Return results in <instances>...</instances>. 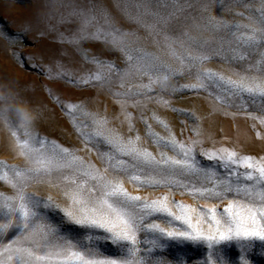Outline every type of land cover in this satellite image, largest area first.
Instances as JSON below:
<instances>
[{
  "label": "rangeland",
  "instance_id": "rangeland-1",
  "mask_svg": "<svg viewBox=\"0 0 264 264\" xmlns=\"http://www.w3.org/2000/svg\"><path fill=\"white\" fill-rule=\"evenodd\" d=\"M262 6L264 0H0V224L13 223L0 233V251L20 238L16 217L9 214V206L20 203L19 191L71 209L63 177L96 184L82 177L84 170L119 182L142 202L166 204L174 215L146 217L165 232L187 230L183 217L175 219L184 213L208 235L209 210L219 218L229 205L233 215L246 219L250 202L264 196V178L253 171L250 180L243 167H224L207 155L235 152L256 166L264 163V100L227 83L264 81L261 36L251 44L245 39L252 28L259 33ZM81 27L89 38L71 42ZM108 61L116 67L110 69ZM193 141L192 169L180 172L163 163L162 156L181 158L180 146ZM133 149L161 163L148 165L125 154ZM60 155L74 167L50 176L28 174ZM37 211V227L84 236L59 210L41 205ZM139 235L148 249H141L143 258L153 261L204 264L212 251L210 242L164 237L163 247L151 251L158 233ZM243 243L246 250L234 241L219 245L218 252L229 264H242V256L249 264H264V242ZM97 247L108 257L124 255L110 242Z\"/></svg>",
  "mask_w": 264,
  "mask_h": 264
},
{
  "label": "snow or ice",
  "instance_id": "snow-or-ice-1",
  "mask_svg": "<svg viewBox=\"0 0 264 264\" xmlns=\"http://www.w3.org/2000/svg\"><path fill=\"white\" fill-rule=\"evenodd\" d=\"M264 11V6H262ZM30 28L36 31L46 33L50 31L47 26L30 24ZM252 35L246 37L248 43L256 40L257 34L261 36L260 43H264V19L260 21L259 33L255 28L250 29ZM85 29L81 27L71 41L75 43L77 40L88 39ZM92 39H98L93 35ZM98 65H103L104 61L99 57H93ZM111 68L116 65L112 61H108ZM118 70V69H117ZM99 79V76L95 77ZM229 86L233 87L237 92L247 93L249 96H259L264 100V81L257 82L255 77L242 78L239 82L228 81ZM16 126V123H13ZM27 127L28 125H22ZM195 143L192 145H181V158L171 159L162 156L164 164L174 167L180 172L190 170L195 166ZM175 148V144H173ZM136 159H143L148 165H159L161 161H157L155 157H151L148 153H140L133 149L130 153ZM204 154V153H201ZM209 160H216L224 167L238 166L246 170L248 179H253V171H258L260 178H264V163L256 166L251 157L238 158L235 152H223L217 150L216 155L208 154ZM43 167L30 169L29 175L50 176L53 172L62 169L74 167L72 162L66 160L65 156H53L42 162ZM252 170V171H248ZM73 173V176H76ZM82 177H88L96 181L92 186H86L87 180H78L64 176L63 179L69 181V185L65 188L64 195L71 201V209H62L49 197L47 200L36 197L34 194H26L19 191L16 197L20 203L18 205H10V215H15L16 225L20 230V238L3 246L0 255L7 254L0 264H184L181 261L170 262L167 258L160 257L153 259H144V251H148L141 243L139 234L143 232H152L155 230L158 235L154 236L150 242L151 251L163 247L160 238L164 237L172 241H187L193 243L210 242L208 247L212 250L205 257L204 264H229L228 260L218 252V246L229 242H241L242 249L246 250L247 242L253 239L264 242V196L259 203L251 201L246 210L247 218H241L233 215L229 209L224 211L226 215L219 218L215 215V210L211 211V219L209 220L208 235L191 223V217L184 213L176 216L175 219L187 224V230L174 229L165 232L164 229L158 228L157 225H150L146 222V217L155 213H166L169 216L174 215L166 204H157L153 201L151 204L142 202L140 196H132L123 188L119 182H113L102 175H94L88 170L82 172ZM136 179V177H133ZM16 188V185H12ZM207 192L208 189H204ZM225 191H232L226 188ZM97 192L99 194L97 195ZM203 194V193H201ZM220 196V193H215ZM142 204V207L140 205ZM41 205L45 209L59 210L64 216L65 222L75 225L84 230V236L76 239L66 235H60L57 228L50 227L45 224L42 227L36 226L39 219L38 209ZM259 216V219H258ZM13 226L12 221L0 224V233L5 232ZM214 228V231H213ZM52 236H58L53 240ZM110 242L121 248L124 255L119 257H108L97 247L98 242ZM242 264H249L246 256H242Z\"/></svg>",
  "mask_w": 264,
  "mask_h": 264
},
{
  "label": "clouds",
  "instance_id": "clouds-1",
  "mask_svg": "<svg viewBox=\"0 0 264 264\" xmlns=\"http://www.w3.org/2000/svg\"><path fill=\"white\" fill-rule=\"evenodd\" d=\"M21 108H24V105H20Z\"/></svg>",
  "mask_w": 264,
  "mask_h": 264
}]
</instances>
